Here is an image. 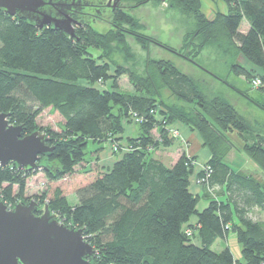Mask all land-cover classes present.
Returning a JSON list of instances; mask_svg holds the SVG:
<instances>
[{"label": "trees", "instance_id": "1", "mask_svg": "<svg viewBox=\"0 0 264 264\" xmlns=\"http://www.w3.org/2000/svg\"><path fill=\"white\" fill-rule=\"evenodd\" d=\"M83 1L89 4L85 9L89 13L74 16L82 23L76 26L75 37L52 27L40 29L0 9V112L10 113L11 123L24 125V134L46 132L54 146L42 157L40 169L27 171L14 163L0 167V195L13 206L22 198H35L61 220L86 228L98 264H264V219L255 215H264V187L252 174L235 170L227 158L233 147L228 132L254 134L255 140L245 142L243 151L264 172L263 134L224 96L208 95L173 62L148 59L144 78L110 55L116 42L129 57L125 37L132 34L144 50L151 44L161 46L264 111V0H224L228 11L217 12L212 19L202 12L201 0H165L166 9L193 18L194 28L184 35L182 51L137 31L132 8L164 0H114L115 6L109 8L105 0ZM124 1L135 5L126 6ZM105 16L113 27L107 33L93 25L94 20L106 21ZM244 21L246 31L241 28ZM211 45L248 63L247 67L232 63L231 72L250 81L259 77L260 95L237 89L198 62L199 54ZM90 49L101 53L94 56ZM124 74L134 92L120 88ZM165 89L183 105L165 103ZM45 108L63 118L60 131L37 124ZM124 122L135 123L139 133L124 138ZM175 122L198 131L212 154L207 161L210 176L202 184L218 188V196H211L202 210L200 195L190 189L196 158L182 149L171 164L155 156L178 140L170 133ZM90 142L98 148L88 165ZM108 143L117 146L111 152L116 161L103 166L98 154ZM39 170L46 176V190L26 197L27 181ZM75 174L83 182H72L78 201L71 204L63 185ZM198 175L204 178L205 172ZM230 233L241 244L240 258L229 246L221 251L212 248Z\"/></svg>", "mask_w": 264, "mask_h": 264}, {"label": "rangeland", "instance_id": "2", "mask_svg": "<svg viewBox=\"0 0 264 264\" xmlns=\"http://www.w3.org/2000/svg\"><path fill=\"white\" fill-rule=\"evenodd\" d=\"M108 3V8L114 5V0H105ZM110 4V5H109ZM126 6L135 5L133 2L124 1ZM167 2L165 0L163 2H154L149 1L140 6H134L132 8L131 13L134 15L140 27L137 28V31L140 33H144L153 37L155 39L160 40L161 42L167 43L172 46L176 50H183L185 42L183 40L184 35L187 32L193 31L194 22L192 17L181 16V13L178 9H166ZM86 9V8H85ZM84 9V10H85ZM106 17V16H105ZM108 19V16L105 20ZM94 27L99 32H108L113 29L112 25L104 20H94ZM245 24H242V29ZM126 42L130 48V56L127 57L123 52H120L116 42H112V53L110 54L112 59L115 60L118 64L122 65L127 69H133L142 77H146L148 74L147 69V60H169L173 62V64L181 70L184 74L195 79L202 88L208 93V95H217L220 94L224 96L230 103H232L237 110L247 118L249 122L252 123L255 131H259L264 136V111L258 108L253 103L249 102L247 99L242 97V95L228 86L223 85L220 81H218L213 76H207L200 72L198 68H196L191 62L186 59H183L180 56H175L170 51L162 48L161 46L151 44L149 46V50H144L141 45L137 42L136 38L132 34H126ZM94 56H98L101 52L100 50L90 49ZM198 62L204 66L205 69L213 73V75L226 80L230 85L235 86L237 89L241 91H245L247 94L251 96H258L259 87L253 86L250 79L245 76H238L234 72H231V65L234 62L242 66H249L248 63L239 56L238 58H233L232 55L223 52L222 50H218L213 45L207 46L198 57ZM251 68V66H250ZM115 71V68H112ZM253 71V70H251ZM153 73V76L157 80L158 76L155 72L149 71ZM254 73V72H253ZM257 74V73H256ZM109 84V83H108ZM120 88L126 92H134L135 87L131 82L129 76L127 74L122 75L119 78ZM108 86V85H107ZM162 98L165 103L182 106L180 101H178L168 89L162 91ZM31 104V102L29 103ZM195 107V103L190 105ZM190 106H186L189 107ZM63 123V118L59 115L58 112L53 111L51 108H45L37 117V124L44 128L54 129L56 131L61 130V126ZM126 122H124V125ZM174 124V123H173ZM173 124L170 126V132L173 131L174 135L178 138L179 142L183 144V147L187 146V140L183 137L178 128H175ZM136 125V124H135ZM131 127L135 128L131 133L132 136H136L139 133L138 126L132 125ZM193 130V129H192ZM228 138L230 139L233 147L229 152L230 156L244 155L247 160L245 166L248 168L252 167L254 163L257 168L261 171V174L264 177V172L258 167V165L253 162L243 151V145L245 142H253L256 138L254 134H248L247 132H240L237 130H232L227 133ZM98 148V145L94 142H90L87 147L86 159L88 160V165L92 164L94 160L93 151ZM184 150V148H183ZM187 150V149H186ZM110 151V149H109ZM104 154L106 152H103ZM108 153V152H107ZM232 154V155H231ZM189 155V153H188ZM192 156V155H190ZM232 156V157H233ZM101 161V160H100ZM99 163L101 164V162ZM109 162V161H108ZM107 164V163H106ZM105 166V165H103ZM194 171L191 174V183L194 186H202V190L211 192L214 195L218 196V188L214 191L207 184L203 185L199 179L198 175L200 172H203L204 168H208L210 170V166H207V162L197 161L194 162ZM247 168V167H246ZM77 172L82 171L83 165L78 166ZM80 179L82 180L79 174L72 175L67 178L68 183H64L63 187L66 191V195L68 197V201L71 204H74L78 201L77 195L75 193L76 185L72 182L74 180ZM83 182V180H82ZM48 185L46 176L42 170L37 171L29 177L27 181L26 187V197H32L36 194H41ZM194 188V187H193ZM199 188V187H198ZM200 195L201 199L198 203V209H203L208 204V200L205 199L204 196ZM257 218L264 219V215L255 214ZM226 246H229L235 257H241V244L238 242L236 235L234 233H230L227 239H218L212 246L213 250L221 251Z\"/></svg>", "mask_w": 264, "mask_h": 264}, {"label": "water", "instance_id": "3", "mask_svg": "<svg viewBox=\"0 0 264 264\" xmlns=\"http://www.w3.org/2000/svg\"><path fill=\"white\" fill-rule=\"evenodd\" d=\"M88 6L83 0H0V9L7 14L71 37L82 25L74 16ZM24 130V125L11 123L10 113L0 112V167L14 163L27 171L40 169L42 157L53 152L46 132ZM39 207L35 200L13 206L0 195V264H98L90 261L97 249L86 239V228L60 222L48 204L42 215H36Z\"/></svg>", "mask_w": 264, "mask_h": 264}, {"label": "crops", "instance_id": "4", "mask_svg": "<svg viewBox=\"0 0 264 264\" xmlns=\"http://www.w3.org/2000/svg\"><path fill=\"white\" fill-rule=\"evenodd\" d=\"M201 4H202V12L210 19L214 18L217 12L226 13L228 11V5L226 4L224 0H201ZM181 16H184V15L181 14ZM244 24L245 26L242 30L246 31L249 28V26L247 22L245 21H244ZM132 125L137 126L135 125V123H128V124L126 123L124 125V128H125L124 134H123L124 138L132 136L131 133L135 129L131 127ZM173 126L175 128H178L181 135L185 137V139L187 140V146L183 147V144L180 143L179 140H176L174 145L158 150L155 153L156 157H159L166 164H171L173 161L177 159L179 155V151L181 149L183 150L184 148V150L187 153H189V155L194 156L197 161L207 162L211 158V155H212L211 151L204 144V141L198 131L192 130L187 125L180 123V122H175ZM109 146L110 145H108L105 149L101 150L98 154L101 160L100 161L101 165L111 166L116 161V156L112 154L111 151H109L110 149ZM103 152H106V153L104 154ZM232 156H230L229 154L227 158H228V162L232 165V167L235 168V170H237L239 173H242V174H246V173L252 174L264 187V177L261 174V171L257 168V166L254 163L252 164L251 168H248V166L244 165L247 162L244 155H241V156L237 155L233 157ZM190 189L193 193L201 194L202 196H204L205 199L208 200V203H209V199L211 198V196L214 195L211 192L202 190V186H194L192 185V183L190 185ZM195 221H196V217H192L191 222H195Z\"/></svg>", "mask_w": 264, "mask_h": 264}, {"label": "built area", "instance_id": "5", "mask_svg": "<svg viewBox=\"0 0 264 264\" xmlns=\"http://www.w3.org/2000/svg\"><path fill=\"white\" fill-rule=\"evenodd\" d=\"M252 85L253 86H256V87H259L260 85H261V83H262V81H261V79L259 78V77H254L253 79H252ZM135 116H136V114H135ZM136 119V122L138 121V118H135ZM171 133V135L173 136V137H176V135H174V132L173 131H171L170 132ZM108 145H110L109 143L108 144H106L105 145V147H107ZM110 147V151L112 152V149H114V150H116L117 149V146L116 145H114V148L112 147V146H109ZM204 170V172H205V177L204 178H200L199 179V181L202 183L203 181H206L207 179H208V177L210 176V170L207 168H204L203 169ZM6 201V200H5ZM6 202H8V203H10V204H12V202H9V201H6ZM13 205V204H12ZM189 232V231H188Z\"/></svg>", "mask_w": 264, "mask_h": 264}, {"label": "flooded vegetation", "instance_id": "6", "mask_svg": "<svg viewBox=\"0 0 264 264\" xmlns=\"http://www.w3.org/2000/svg\"><path fill=\"white\" fill-rule=\"evenodd\" d=\"M82 12L84 13V15H82V16H84V17L86 16L87 13H89V12H87V11H85V10H83ZM36 195H40V194H36ZM32 200H35V198H32ZM35 201H36V200H35ZM19 202L29 203L30 201L26 200L25 198H22ZM36 202L39 203V201H36ZM39 205H40V207L35 211V214H36V215H42V214L44 213V207H43V205H41L40 203H39ZM57 216H58V215H57ZM58 218H59V216H58ZM59 220H60V222L66 224V225L73 224V223H69V222H66V221H64V220H61L60 218H59ZM86 239H87V235H86ZM87 240H88V239H87ZM88 242H89V241H88ZM90 261H94V262H96L95 259H93V260L90 259Z\"/></svg>", "mask_w": 264, "mask_h": 264}]
</instances>
